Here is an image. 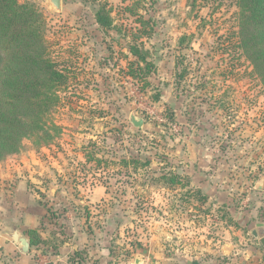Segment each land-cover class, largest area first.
I'll use <instances>...</instances> for the list:
<instances>
[{"label": "rangeland", "instance_id": "obj_1", "mask_svg": "<svg viewBox=\"0 0 264 264\" xmlns=\"http://www.w3.org/2000/svg\"><path fill=\"white\" fill-rule=\"evenodd\" d=\"M20 1L33 2L44 15L48 51L68 81L52 113L62 127L60 138L42 146L25 138L15 154L55 146L45 159L58 158L73 177L81 146L96 159L94 168L114 170L107 179L111 201L92 206L94 221L88 224L108 232L112 262L179 264L217 243L240 246L242 257L247 256L240 264H263L264 252L257 259L250 255L251 234L238 230L247 223L245 216L234 214L235 225L226 206L231 193L240 198L250 187L256 194L255 186L264 187V82L241 47L236 1L62 0L60 11L48 0ZM102 6L110 11L111 28L96 21ZM134 44L148 51L154 64L149 84L129 75L138 70L137 59L129 56ZM132 115L144 119L141 128L132 124ZM70 152L75 154L66 155ZM199 153L210 188L200 208L198 196L190 201L198 205H188L182 189L192 183L183 168L187 162L193 165ZM128 156H138L139 163L120 161ZM215 184L223 203L216 207L208 196ZM174 185L180 187L176 193ZM31 187L38 195L33 204L44 206L47 221L53 222L61 207L53 210L52 194ZM2 199L0 218L8 209L4 194ZM258 211L264 214V206ZM80 213L86 215L83 209ZM102 217L109 224L101 223ZM1 222L0 245L5 232L12 231L10 222L7 228ZM54 227L46 225L47 231ZM7 242L10 246L0 248V264H23L18 244ZM30 256L35 264L42 260L36 251Z\"/></svg>", "mask_w": 264, "mask_h": 264}, {"label": "crops", "instance_id": "obj_2", "mask_svg": "<svg viewBox=\"0 0 264 264\" xmlns=\"http://www.w3.org/2000/svg\"><path fill=\"white\" fill-rule=\"evenodd\" d=\"M67 145L70 146L69 143ZM68 146H65V149ZM54 147L51 146V148L41 150L42 153L32 150L14 154L0 162V206H2L3 202L2 194L5 195L8 201V211L6 210L4 216L0 218L2 225L4 226L5 224L7 228L10 222L12 231L16 225L22 234L29 232V230H37L39 232L45 243L39 249H34L31 244V251H36L42 259L41 262L39 261V264H124L125 260L122 263H114L111 260L114 253L111 252V244L106 242L109 236L108 232L103 230L98 231L88 226L92 219L94 221V218L90 216L89 209L99 202L111 201L110 189L112 187H110V181L107 179L108 176L112 175L111 172L114 170L109 167L94 168L96 159L87 157L82 152V147L80 146V151L74 154L76 155V161L80 166L84 167L86 181L79 184L76 181L79 178L70 177L72 173H70L69 169L63 167V162L59 161L58 158L45 159L47 153L50 150L52 151ZM54 153L55 155L59 154ZM74 154L70 152L66 155ZM39 156H43L44 161ZM183 156L187 159L185 154ZM58 157L60 158L61 156L59 155ZM130 157L125 158L129 159ZM200 159L201 154L199 153L193 165L187 162V165L184 166L183 173L192 183L188 182L182 185V189L187 191L186 198L189 199L187 201L188 205L199 204V208L207 204L208 198H206L205 190L208 191L210 189L208 188L209 185H207L205 176H203L204 170L200 166ZM121 170L119 169L118 173L122 174L123 170ZM93 175L97 178L90 177ZM93 179H96L97 183L91 185ZM31 184H35L42 193L47 190L52 194V205L55 206V208H52L53 210L57 211L61 207L60 214L55 218H51L53 222L47 221V209L44 206L39 205L38 207L33 204V200L36 201L35 199L38 195L32 193ZM255 187L258 189V194L253 193L252 190L254 188L250 187L246 190V194H242L240 198H238V195L235 198L233 193H231V196L227 197L230 199V202H226V206H230L232 219L234 218L232 221L235 225L239 221L238 218L245 216L247 223L242 227L238 225V230H247L251 234L249 246L250 249H253L252 253H250L252 259H257L264 252L263 237L261 236V233L264 231V214L258 211L260 205L264 206V200H261L259 195L264 194V187L259 185ZM173 189V193H176L180 187L174 185ZM213 189L212 192H208L210 200L212 199L213 201V206L223 205L218 200L222 196L221 190H218L216 184ZM195 196H198V199H196L198 204H190L191 198ZM70 206L77 207L80 210L83 209L86 215L80 213V210L77 212L75 209H73L74 211L69 208L66 209ZM240 213H243L244 216H240ZM234 214L238 215V218H235ZM101 219V223H105V221L106 223L109 222L105 217ZM52 223L55 226L54 230L47 231L46 225L51 226ZM11 232L9 230L5 232L3 236L5 240H1L3 242L2 246H10L7 242L9 240L12 241V245L16 244L10 237ZM26 236L28 237V235ZM1 245L0 248L2 247ZM18 251L21 254V256H18L21 263L35 264L34 260L31 259L30 253L23 254L19 248ZM225 256H229L228 261H224ZM246 257H242L240 246L235 248L229 244L227 246H217L216 243L215 248L204 247L192 260H182V263L179 264H240ZM119 261H121V258H119ZM249 264L261 263L256 261Z\"/></svg>", "mask_w": 264, "mask_h": 264}, {"label": "trees", "instance_id": "obj_3", "mask_svg": "<svg viewBox=\"0 0 264 264\" xmlns=\"http://www.w3.org/2000/svg\"><path fill=\"white\" fill-rule=\"evenodd\" d=\"M235 1L241 47L264 82V0ZM95 15L102 27H112L113 19L105 7ZM46 31L45 17L33 2L0 0V160L19 152L25 138L39 146L60 138L62 127L52 113L61 104L60 88L68 77L48 51ZM129 56L138 62V70L129 75L149 84L154 67L149 52L134 44ZM139 70L142 75L136 74ZM139 160L138 156L120 159L126 165H136ZM171 182H175L174 177ZM29 234L32 247L41 248L45 240L39 232L29 230Z\"/></svg>", "mask_w": 264, "mask_h": 264}, {"label": "water", "instance_id": "obj_4", "mask_svg": "<svg viewBox=\"0 0 264 264\" xmlns=\"http://www.w3.org/2000/svg\"><path fill=\"white\" fill-rule=\"evenodd\" d=\"M48 3L52 7V9L56 11H60L62 7V0H48ZM130 120L132 124L138 128H141L144 124V119L136 117L132 115L130 117ZM262 238V243L264 245V231L261 233ZM10 237L13 239V241L18 244V247L20 251L23 254H29L31 251V240L29 237H27L25 234H22L19 232L18 226L13 227V231L10 233Z\"/></svg>", "mask_w": 264, "mask_h": 264}, {"label": "built area", "instance_id": "obj_5", "mask_svg": "<svg viewBox=\"0 0 264 264\" xmlns=\"http://www.w3.org/2000/svg\"><path fill=\"white\" fill-rule=\"evenodd\" d=\"M74 173H73V177H75L76 179L79 178L78 180H75L79 183V184H82L83 182H85V178H86V175H85V170H84V167L82 166H79V163L78 162H75L74 163ZM96 182V179H93L92 182H91V185H94ZM40 262L42 260H39Z\"/></svg>", "mask_w": 264, "mask_h": 264}]
</instances>
